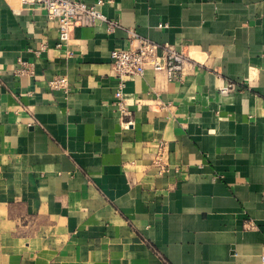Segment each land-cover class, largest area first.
<instances>
[{"label":"crops","instance_id":"0c3cea01","mask_svg":"<svg viewBox=\"0 0 264 264\" xmlns=\"http://www.w3.org/2000/svg\"><path fill=\"white\" fill-rule=\"evenodd\" d=\"M108 1L114 31L59 45L43 9L0 0V264H264V0ZM130 30L188 60L128 79L123 114Z\"/></svg>","mask_w":264,"mask_h":264},{"label":"built area","instance_id":"2783aa9c","mask_svg":"<svg viewBox=\"0 0 264 264\" xmlns=\"http://www.w3.org/2000/svg\"><path fill=\"white\" fill-rule=\"evenodd\" d=\"M22 4L40 7L49 19L57 22L60 43L66 44L72 36L76 26H89L97 22H107L110 31H114L117 22L110 20L103 11V6L111 1L96 0L88 4L83 0H19ZM160 27L163 25L160 24ZM133 38H140L138 45H130L126 48L117 47L111 52L112 72L117 77L118 86L115 92L116 102L123 114H126L124 102V90L127 80L132 77L142 76L148 69L156 72H164L169 80H180L185 75L187 56L170 43H158L148 38L138 37L135 31L130 30ZM16 72L18 74L32 73V64L21 62ZM52 88L69 90L66 75H59L49 81ZM236 83H228L220 87L221 93H229L236 88ZM165 144H159V151L155 159V165L159 173L169 170L170 164L163 160Z\"/></svg>","mask_w":264,"mask_h":264}]
</instances>
